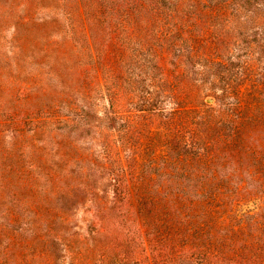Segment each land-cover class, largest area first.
<instances>
[{"label":"trees","instance_id":"obj_1","mask_svg":"<svg viewBox=\"0 0 264 264\" xmlns=\"http://www.w3.org/2000/svg\"><path fill=\"white\" fill-rule=\"evenodd\" d=\"M53 11L41 18V95L23 81L4 90L41 97L23 111L41 121V145L0 144V264H264V0H57ZM216 89L230 99L221 116L204 102ZM105 103L111 115L96 110ZM19 112L0 95L1 126L18 130ZM68 125L94 131L92 143L52 138ZM153 126L164 153L137 168L138 137ZM221 154L257 166L258 185L225 173L203 187L193 205L203 200L204 223L158 211L159 164Z\"/></svg>","mask_w":264,"mask_h":264},{"label":"rangeland","instance_id":"obj_2","mask_svg":"<svg viewBox=\"0 0 264 264\" xmlns=\"http://www.w3.org/2000/svg\"><path fill=\"white\" fill-rule=\"evenodd\" d=\"M56 1L57 0H52L51 4L53 7L49 4L50 8L47 6V2H44V6L41 7V0H0V79L3 86L0 87V95L7 105H13V103L17 104L22 111L19 112L22 116H20L21 122L17 124L19 127L18 130L14 129L12 124L5 126L0 125V144L2 145V149L9 148L14 145V143H21L23 145V151L27 150L31 143L41 145V121L35 123L33 122L35 120H30L28 116H25L24 119L25 112H23L25 108L41 103V97L31 102H25L24 100L22 101L14 97V88H11L12 91L10 95L4 90L23 81L33 84L34 88L38 91V95H41V92L39 93V90H41V18H52L51 21L53 20V9ZM57 25L58 23L53 21L49 26L45 27L43 33H47V36H50V34L54 35V29H57ZM205 89L208 90V88ZM247 89L246 87H242L243 93L246 92ZM208 97H212V100L207 101L206 99ZM124 100L125 97L122 98V102ZM78 101L79 104L83 103L84 105L81 97L78 98ZM229 101L230 99L221 95L218 89L209 91V94L204 97L206 106L210 105L220 110L217 116L223 114L222 111L228 106ZM96 106L97 105H95V107ZM126 106H128L127 102L124 103V107ZM68 108L69 107H67L64 112H67ZM96 110L103 115L106 110L109 114L111 112V108H109L106 103L105 106L98 105ZM211 118L213 119L212 116ZM105 122L106 119H103V127H105ZM37 129L39 132L34 134V131ZM149 129L151 130L146 131V128L144 129L143 135L138 137L137 147L134 148L137 163L135 162L133 166H137V168L138 166L142 168V164L150 157L155 156L160 158L164 153L163 150H165V147L161 146L164 139L160 138V128L153 126ZM53 132H57L55 136H50L53 139L63 142L67 138L66 136L69 135L71 140H73V137L76 138L79 145H88L92 143V133H94V131H92V133L88 134L80 129L71 130L69 125L65 127H56L52 133ZM208 132L209 134L217 135L219 133V127H212ZM258 134L263 137L261 142L264 145V132L259 130ZM156 144H159V146H156L157 149L153 147ZM79 145H77L78 149H80ZM97 145H99V143H97ZM62 151L63 150H61V152ZM213 152L217 153L214 150ZM199 162L200 160L195 159V161L189 163L187 158H185L183 162H163L159 164V173L153 174L156 177L155 181L152 182L153 185L156 187H165L163 194L158 196V198H160L159 205H161L158 211L161 213L167 211V214H164L165 217L167 215H172L175 216V218H181L186 214V219H183L182 225L188 223V221L191 223L195 218L197 219V216H195L196 214L201 215L203 218L201 222H206L207 214L203 216L206 211L200 206V202L203 200L197 201L198 205H193L197 200L198 195L196 194L202 191L203 187L219 185V183L225 181V173H233L232 176L228 177V182L237 184L246 181V184L258 185L260 179H262V177H259V175L255 173L257 166L254 167L248 164L249 162L247 159H244L243 163H241L236 157H228L226 154H221L213 164L203 166ZM22 163L23 162L20 160L19 164ZM8 165L9 163L5 164V166ZM1 166H4V164H1ZM248 167L253 171L251 177H247L246 174L240 172L241 169ZM65 168H69L68 164ZM182 188L190 192L188 197L175 196L174 192ZM244 200L245 201L237 205L240 211H245L246 208L253 206L251 201L253 199L251 197H247V199ZM182 204L185 205V208L182 207L179 209ZM74 216L76 219H83L88 218L89 213L79 209Z\"/></svg>","mask_w":264,"mask_h":264},{"label":"water","instance_id":"obj_3","mask_svg":"<svg viewBox=\"0 0 264 264\" xmlns=\"http://www.w3.org/2000/svg\"><path fill=\"white\" fill-rule=\"evenodd\" d=\"M206 100L207 101H211L212 100V97H208Z\"/></svg>","mask_w":264,"mask_h":264}]
</instances>
